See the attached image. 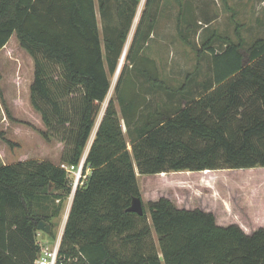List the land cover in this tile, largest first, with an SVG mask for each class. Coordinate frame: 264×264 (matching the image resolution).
Instances as JSON below:
<instances>
[{"label": "trees", "instance_id": "obj_1", "mask_svg": "<svg viewBox=\"0 0 264 264\" xmlns=\"http://www.w3.org/2000/svg\"><path fill=\"white\" fill-rule=\"evenodd\" d=\"M157 1H146L127 54L133 68H123L87 156L84 169L91 173L76 191L57 264H264V228L248 234L238 225L220 226L213 213L179 209L166 197L143 201L142 216L128 212L133 199L142 198L137 173L264 168V38L245 48L242 40L221 37L227 43L222 52L210 39L212 78L201 93L183 91L187 104L178 112L145 120V84L164 86L155 62L143 56ZM140 2L0 0V52L16 34L34 59L31 105L49 130L55 122H73L71 101L63 100L81 93L72 105L77 127L60 165L31 160L0 167V264H30L41 255L38 226L60 215L72 188L61 165L82 161ZM53 68L62 71V82L51 77ZM41 135L51 142L49 131Z\"/></svg>", "mask_w": 264, "mask_h": 264}, {"label": "rangeland", "instance_id": "obj_2", "mask_svg": "<svg viewBox=\"0 0 264 264\" xmlns=\"http://www.w3.org/2000/svg\"><path fill=\"white\" fill-rule=\"evenodd\" d=\"M146 1L141 0L139 4L125 45L126 57L124 56L122 60L119 74L111 76V89L102 104L96 123L103 114L105 115L109 102L116 98V87L125 65L128 70L133 68L127 60V54L146 11ZM150 14L155 19V30L143 56L155 62L159 82L164 86L154 87L152 83L145 84L143 93L147 99L143 110L145 120L159 121L163 115L172 116L178 112L187 104V101L183 100V91L189 95L193 93V97L201 93L203 84L212 78L211 56L207 49L210 39L211 46L217 52H222L227 43L221 40L223 39L221 37H228L235 43L242 40L245 48L264 38V0H158L153 9H150ZM98 20L100 22L99 12ZM193 22H196L194 27L190 25ZM34 75V59L20 46L14 34L0 52V167L35 159L51 160L59 165L63 155L69 151L71 133L77 127V119L72 118L75 117L72 116V105L78 104L81 93L76 90L63 100L71 101V110L67 113L73 122L64 127L55 122L54 128L49 130L44 125L41 114L31 105L30 85L33 83ZM51 77L62 82L63 73L59 68H53ZM143 80L139 77V85ZM167 87L169 89H166ZM38 102L42 109L51 113L50 106L41 100ZM115 105L126 138L130 140L120 105L117 101ZM95 127L97 129V124ZM42 131H49L50 143L41 135ZM84 157L83 155L82 160ZM87 171L84 169L83 175H86ZM209 173L140 175L138 184L142 191V199L147 204L166 197L179 209H206L209 204L214 205L211 200L212 189L207 184L210 179ZM225 179H230L234 197H238L237 192H240L250 202L256 204L261 198L264 204V168L228 170L227 174L221 175V180ZM72 194L73 187L66 200L69 198L71 202ZM66 211L67 206L64 216ZM225 221L227 223L229 220ZM226 223L220 226L227 227ZM245 228L252 233L264 228V214ZM154 238L157 241L156 235Z\"/></svg>", "mask_w": 264, "mask_h": 264}, {"label": "crops", "instance_id": "obj_3", "mask_svg": "<svg viewBox=\"0 0 264 264\" xmlns=\"http://www.w3.org/2000/svg\"><path fill=\"white\" fill-rule=\"evenodd\" d=\"M33 82H34V79H33ZM32 84L30 85V93H31ZM103 115H102L101 119L99 120V122L96 123L97 129H96V127H94V129H93L91 138H90L88 145L85 149V152L83 154L85 156L84 159H87V156L90 152L92 144L96 138L100 124L103 120V117H104ZM97 121H98V119H97ZM94 130H96L95 136L92 138V136L94 134ZM43 147H45V145H43ZM45 148H47V147H45ZM60 154L61 153L59 152V155ZM58 157L61 158L60 156H58ZM35 160L52 162L51 160H45V159H35ZM61 160H60V163H61ZM52 163L55 165H58L55 162H52ZM87 170H88L87 171L88 173L86 174V176H89L91 173V169H87ZM227 171L228 170L210 171V173L208 174L210 179H208L207 184L210 186V189H212V191H211L212 199L211 200H213L214 205H212V203H211L208 205V207L206 209L201 208L200 210L213 213L216 217L217 224H219V225H223V224L225 225V223H226L225 220L228 219L229 221L226 223L228 226L238 225L246 233H252V232H249V230H246L245 227L250 225L252 223V221L258 220L259 216H262L264 214V204L261 201V198H259V202H256V204L252 203L249 201V199L247 197H245V195L243 193H240V192H237L238 197H234V194L232 193L233 191H231L232 187H231L230 179L221 180V175L227 174ZM165 174L168 175L169 173H165ZM139 177H140V174L137 173V179H139ZM86 183H87V177L82 179V182L80 183V187H83ZM76 191L77 190H75V191L73 190V194L71 196V202L68 200L69 198H67V200H65V203H64V206H63V209H62L60 215L58 217L54 218L51 221V224L48 223L50 226L52 224L54 225V227L51 226V232L53 231L54 235L51 236L50 235L51 232L49 234H47V233H44V232H41L38 230L37 243L40 246H47V247L52 249L55 245L60 244V247H61L62 240H63L65 230H66V226L68 223V219H69V216H70V213L72 210ZM141 193H142V191H141ZM56 202L59 203L60 200H57ZM66 206H67V211H66V214L64 216ZM184 209H186V208H184ZM196 209H199V208H196ZM62 216H64L63 220H62ZM39 259H40V256L35 260L34 263H30V264H38Z\"/></svg>", "mask_w": 264, "mask_h": 264}, {"label": "built area", "instance_id": "obj_4", "mask_svg": "<svg viewBox=\"0 0 264 264\" xmlns=\"http://www.w3.org/2000/svg\"><path fill=\"white\" fill-rule=\"evenodd\" d=\"M85 162L86 159L82 160L79 166L61 165V168L66 171L71 179V185L74 191L80 187L82 179L87 177L86 175H83ZM41 248V255L38 264H57L60 244L55 245L52 249L47 246H41Z\"/></svg>", "mask_w": 264, "mask_h": 264}, {"label": "water", "instance_id": "obj_5", "mask_svg": "<svg viewBox=\"0 0 264 264\" xmlns=\"http://www.w3.org/2000/svg\"><path fill=\"white\" fill-rule=\"evenodd\" d=\"M125 50H126V47L124 49V53L122 55V58L120 60V64H119V67H118V70H117L118 74H119V72L121 70L122 60H123L124 56L126 57ZM50 190H52V187L50 188ZM128 212L135 213V214H137L139 216L144 215V207H143L142 198H134L133 201H132L131 206L128 208ZM38 230L41 231V232L49 234L51 232V226L47 222L42 221L39 224V226H38Z\"/></svg>", "mask_w": 264, "mask_h": 264}]
</instances>
